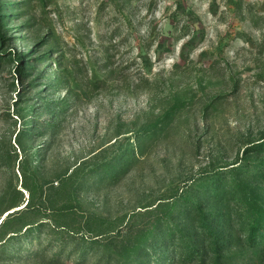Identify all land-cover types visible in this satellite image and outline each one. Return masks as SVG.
<instances>
[{
	"label": "rangeland",
	"instance_id": "rangeland-1",
	"mask_svg": "<svg viewBox=\"0 0 264 264\" xmlns=\"http://www.w3.org/2000/svg\"><path fill=\"white\" fill-rule=\"evenodd\" d=\"M23 13L10 24L12 50L52 48L62 61L50 94L66 108L46 136L28 141L30 167L55 185L187 101L127 175L88 182L84 213L115 217L157 203L204 171L236 164L263 136L264 0H32ZM13 67H0V140L7 143L22 127L16 103L24 84ZM38 81L35 102L38 89L49 93ZM9 183L29 198L17 162L0 167V191ZM233 220L238 226V210ZM238 253H229L230 264H264Z\"/></svg>",
	"mask_w": 264,
	"mask_h": 264
},
{
	"label": "trees",
	"instance_id": "trees-1",
	"mask_svg": "<svg viewBox=\"0 0 264 264\" xmlns=\"http://www.w3.org/2000/svg\"><path fill=\"white\" fill-rule=\"evenodd\" d=\"M31 1L0 0V67L14 64L24 84L16 103L22 127L15 143L0 140V167L17 162L22 187L30 193L26 198L12 183L0 191V264H230L234 247L247 262H264V134L247 145L236 164L204 171L157 203L115 217L80 209L88 182H114L127 175L187 101L127 133L89 169L78 167L58 177V185L30 167L35 152L28 141L46 136L66 108L50 94L58 86L52 72L62 64L49 53L54 49L34 55L36 48L23 52L9 46L10 24ZM39 63L45 67L34 76ZM38 80L46 82L49 93L41 95L38 89L35 102L30 93L41 84Z\"/></svg>",
	"mask_w": 264,
	"mask_h": 264
}]
</instances>
